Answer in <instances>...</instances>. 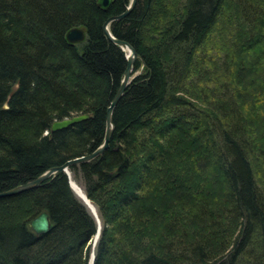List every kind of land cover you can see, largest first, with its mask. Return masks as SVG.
<instances>
[{
  "label": "trees",
  "instance_id": "trees-1",
  "mask_svg": "<svg viewBox=\"0 0 264 264\" xmlns=\"http://www.w3.org/2000/svg\"><path fill=\"white\" fill-rule=\"evenodd\" d=\"M128 2L0 0V192L100 145L127 64L102 25ZM180 2L137 0L110 23L138 73L108 148L69 168L101 223L92 264H264V0ZM219 18L237 31L214 82L194 55ZM42 211L54 228L36 235ZM97 228L59 172L0 198V264H89Z\"/></svg>",
  "mask_w": 264,
  "mask_h": 264
},
{
  "label": "water",
  "instance_id": "water-1",
  "mask_svg": "<svg viewBox=\"0 0 264 264\" xmlns=\"http://www.w3.org/2000/svg\"><path fill=\"white\" fill-rule=\"evenodd\" d=\"M95 1H96L97 6L101 10L105 11L113 3L114 0H95ZM135 3H136V0H129V2L126 5L123 12H121L118 15H112V16L108 17L102 25L103 32L107 35L108 39L111 42H113L114 44L118 45L120 47V49L125 53V58H126L127 64H126V67L124 69L119 87L116 90L114 96L112 97V99H111V101H110V103L106 109L105 131H104V136H103V139H102L100 145L88 154L69 159V160L65 161L62 165L50 167L49 169L44 171L42 174H40L39 176H37L33 180L27 181L23 184L16 185L10 189H7V190L0 192V198L14 196V195L20 194L22 192H25V191H28L30 189L37 187L38 185H40L43 181H45L46 179H48L52 175H55L59 172H64L68 177V182H69V185H70L71 189L73 190V192L77 195V197L80 200L83 201L84 204H86V206L89 208L91 213L97 219L98 228H97V233L93 239V241H94L93 244L96 243L98 236H99L100 220L98 218L95 206L87 198V196L83 192L82 188L80 186H78V184L75 181L72 180L69 168H70V166H72L74 164H80V163L87 162V161H90V160L96 158L97 156L101 155L109 146V141H110L111 134L113 131V120H112L113 110H114L116 104L118 103V101L120 100V98L122 97L124 90L128 86L130 80L133 77V75H132L133 64H134V61L139 57L138 53L135 51V49L133 48V46L130 43H128L127 41H124L122 39L116 38L111 33L109 26H110V23L112 21L119 20V19L125 17L133 9ZM65 37L69 43H80V42H83L85 40V31L82 27H74V28H71L70 30L67 31ZM89 117H90V115L88 113H83V114L72 115L70 117H65V118H62L60 120H55L52 122V124L50 126V130L51 131L62 130V129H65V128L73 125V124H76V123L82 121V120H86ZM76 189H78V190H76ZM29 225H30L31 230L36 235L48 233L49 231H51L54 228V224L50 220V217H49V214L47 213V211L40 212L36 217H34L30 221ZM93 259H94V253L91 254L89 264L93 263Z\"/></svg>",
  "mask_w": 264,
  "mask_h": 264
},
{
  "label": "rangeland",
  "instance_id": "rangeland-1",
  "mask_svg": "<svg viewBox=\"0 0 264 264\" xmlns=\"http://www.w3.org/2000/svg\"><path fill=\"white\" fill-rule=\"evenodd\" d=\"M180 1L181 2L179 4H181L183 0ZM234 14H236L235 10L232 11L230 10V16ZM224 22L225 21L222 18H219L217 20L214 29L210 32L209 40L205 44L206 46H204V44L198 46L194 55L195 62L198 61L199 63L202 62V67H201L202 73L205 72L206 75L210 77L214 82H216V80H220L218 73L220 72L222 73V70L219 69L222 67V63H223L221 56L222 54L220 55V53L223 52L221 43L223 40L230 39V34L231 35L233 34L234 36L237 31V27H235L234 29L233 27H229L228 28L229 32L223 34L221 29L223 28ZM232 23L235 24L236 21H232ZM135 74L132 73L133 77ZM100 228H101V223H100ZM93 242L94 241L92 240V250L90 253V257L91 254L94 253L93 248L95 244H93ZM90 257H89V262H90Z\"/></svg>",
  "mask_w": 264,
  "mask_h": 264
},
{
  "label": "bare ground",
  "instance_id": "bare-ground-1",
  "mask_svg": "<svg viewBox=\"0 0 264 264\" xmlns=\"http://www.w3.org/2000/svg\"><path fill=\"white\" fill-rule=\"evenodd\" d=\"M136 1H137V0H136ZM101 11H102V10H101ZM103 12H104V11H103ZM128 15H129V14H128ZM121 20H122V19H121ZM114 22H116V21H114ZM66 42H67V41H66ZM136 60H137V59H136ZM136 73H138V72H136ZM121 75H122V74H121ZM125 91H126V90H125ZM125 91H124V92H125ZM76 190H78V189H76Z\"/></svg>",
  "mask_w": 264,
  "mask_h": 264
}]
</instances>
